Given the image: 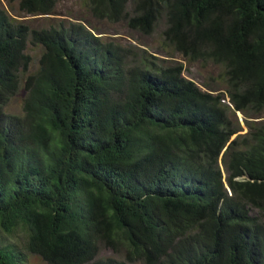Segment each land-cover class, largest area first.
<instances>
[{
    "label": "trees",
    "instance_id": "obj_1",
    "mask_svg": "<svg viewBox=\"0 0 264 264\" xmlns=\"http://www.w3.org/2000/svg\"><path fill=\"white\" fill-rule=\"evenodd\" d=\"M9 1L27 15L58 2ZM89 9L143 34L164 17L165 41L224 66L227 88L82 24L31 29L0 5V231H23L46 264H264V0ZM29 36L44 51L28 74ZM23 81V115L6 113ZM2 241L0 264H20ZM102 246L124 260L99 258Z\"/></svg>",
    "mask_w": 264,
    "mask_h": 264
},
{
    "label": "rangeland",
    "instance_id": "obj_2",
    "mask_svg": "<svg viewBox=\"0 0 264 264\" xmlns=\"http://www.w3.org/2000/svg\"><path fill=\"white\" fill-rule=\"evenodd\" d=\"M0 5L8 11V13L16 20H21L26 23L31 29L50 28L51 26H58L60 24H82L84 27L95 32L96 35H102L106 39H113L124 46H130L137 50L144 49L158 59L163 65L172 62L182 63L184 65V75L197 83L204 90H211L213 92L225 91L227 88V81L224 78L225 68L222 65L214 64L212 61H196L192 62L187 59L181 52L176 51L175 48L167 43L165 40L164 30L166 28L165 18L162 17L158 26L152 34H143L136 32L126 26L123 22H110L106 19L98 20L94 17L89 9V0H58L53 12L51 14L27 15L21 12L18 1L0 0ZM130 8H133L131 3ZM27 53L31 55V64L29 73L35 72L39 67V62L44 51L41 44H36L31 41L29 36L27 42ZM152 59V58H151ZM165 60L167 62H165ZM21 82V88L18 93L10 100L6 106V113L23 115L25 90ZM216 85L214 88L213 86ZM209 87L213 89H209ZM232 121H237L241 128L237 134H245L248 131L246 116L242 111L236 112L235 116L231 115ZM236 136H233L232 140ZM220 165L223 170V175L227 176L225 167L222 164V154L220 156ZM257 214V211L253 212ZM0 238L4 245L17 246L16 250L21 249L23 260L20 264H46L41 258L30 255L25 249L22 250L25 242V233L18 230L13 235H7L0 231ZM117 257L124 260V253H115L111 248L102 246L99 258ZM135 264H142L137 262Z\"/></svg>",
    "mask_w": 264,
    "mask_h": 264
}]
</instances>
